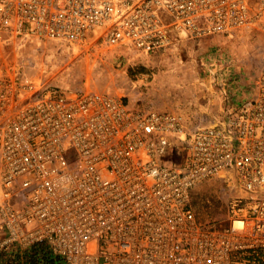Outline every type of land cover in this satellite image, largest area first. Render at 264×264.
Instances as JSON below:
<instances>
[{"label": "built area", "instance_id": "1", "mask_svg": "<svg viewBox=\"0 0 264 264\" xmlns=\"http://www.w3.org/2000/svg\"><path fill=\"white\" fill-rule=\"evenodd\" d=\"M264 0H0V45L28 41L149 55L179 38L231 34ZM0 64V253L53 264H264V63L223 115L70 89ZM228 179L223 221L190 199Z\"/></svg>", "mask_w": 264, "mask_h": 264}, {"label": "rangeland", "instance_id": "2", "mask_svg": "<svg viewBox=\"0 0 264 264\" xmlns=\"http://www.w3.org/2000/svg\"><path fill=\"white\" fill-rule=\"evenodd\" d=\"M263 63L264 18L231 34L182 37L149 55L100 45L72 48L32 41L20 47L0 45L3 66L70 89L106 90L131 106L180 111L190 126L218 118L245 97ZM228 182L215 178L192 188L191 204L202 221L225 219ZM42 249L0 253V264H47Z\"/></svg>", "mask_w": 264, "mask_h": 264}, {"label": "trees", "instance_id": "3", "mask_svg": "<svg viewBox=\"0 0 264 264\" xmlns=\"http://www.w3.org/2000/svg\"><path fill=\"white\" fill-rule=\"evenodd\" d=\"M41 253H42V257H43V260L45 263L53 264V262L55 261V258L50 254V252L48 250L42 249ZM12 257H14V256H12Z\"/></svg>", "mask_w": 264, "mask_h": 264}, {"label": "bare ground", "instance_id": "4", "mask_svg": "<svg viewBox=\"0 0 264 264\" xmlns=\"http://www.w3.org/2000/svg\"><path fill=\"white\" fill-rule=\"evenodd\" d=\"M206 37H208V36H206ZM202 38H203V37H202ZM193 39H201V38H193ZM177 41H178V40H177ZM177 41H176V42H177ZM176 42H175V43H176ZM175 43H174V44H175ZM172 45H173V44H172ZM172 45H171V46H172ZM169 47H170V46H169ZM167 48H168V47H167ZM165 49H166V48H165ZM162 50H163V49H162ZM159 51H161V50H159ZM157 52H158V51H157ZM154 53H155V52H154ZM151 54H152V53H151ZM34 78H37V76H35ZM130 106H131V105H130ZM179 112H180V111H179ZM220 116H221V115H220ZM220 116H219V117H220ZM187 123H188V122H187ZM188 124H189V123H188ZM189 125H190V124H189ZM192 126H193V125H192ZM196 185H197V184H196ZM190 195H191V193H190Z\"/></svg>", "mask_w": 264, "mask_h": 264}]
</instances>
